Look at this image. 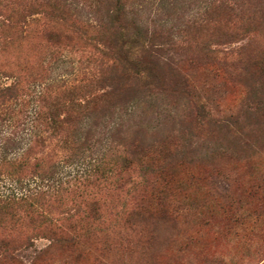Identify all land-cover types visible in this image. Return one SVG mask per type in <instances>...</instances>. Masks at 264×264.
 I'll return each instance as SVG.
<instances>
[{
    "label": "rangeland",
    "instance_id": "374dc122",
    "mask_svg": "<svg viewBox=\"0 0 264 264\" xmlns=\"http://www.w3.org/2000/svg\"><path fill=\"white\" fill-rule=\"evenodd\" d=\"M128 3L171 40L158 69L166 89L137 84L129 102L86 117L74 149L30 121L0 132L17 139L9 157L29 146L48 157V180L21 187L2 177L0 194L39 184L53 193L58 224L77 234L53 237L50 224L28 216L7 223L4 236L19 252L0 264H264V0ZM75 15L81 23L90 16ZM64 29L55 59L34 34L24 44V53L38 51L32 60L48 91L85 85L97 69L85 33L69 22ZM183 77L186 93L176 87ZM11 81L0 74V85ZM192 102L214 121L198 120ZM132 143L140 149L122 174L95 170L117 168Z\"/></svg>",
    "mask_w": 264,
    "mask_h": 264
},
{
    "label": "trees",
    "instance_id": "16d2710c",
    "mask_svg": "<svg viewBox=\"0 0 264 264\" xmlns=\"http://www.w3.org/2000/svg\"><path fill=\"white\" fill-rule=\"evenodd\" d=\"M82 10L90 15L85 23L78 21L75 15H80ZM136 13L128 0H0V74L12 78L10 83L0 85V132L30 121L33 128L44 127L45 131L58 136L62 149H74L78 146L77 126L86 117L129 102L137 84L148 87L153 83L164 92L165 81L158 69L167 59L164 54L171 40L165 39L163 32L150 31L137 20ZM40 21L39 28L32 25ZM66 22L85 33L90 52L88 60L95 63L97 69L85 85L48 91L42 73L34 68L36 62L32 59H36L38 51L32 55L24 53V44L30 34H34L39 44L51 45L46 48V55L55 59L52 47L63 37ZM177 86L180 92L186 93V78H180ZM191 111L198 120L199 117L209 118L202 106L194 102ZM209 120L214 121L211 117ZM0 144V178L5 177L21 187L29 178L48 180L44 175L46 155H37L29 146L19 156L9 157L17 144L14 134L4 135ZM131 146L117 168H103L101 163L95 170L107 178L115 171L122 174L134 162L131 154L140 149L138 143ZM36 189H28L21 195L4 197L0 194L1 258L18 256L19 248L12 247L10 238L4 236V229L7 223L15 224L13 221L26 216L50 224L53 237L73 240L77 236L72 233L76 227L70 225L69 231H65L62 224H58L59 219L50 213L53 193L38 190L39 184Z\"/></svg>",
    "mask_w": 264,
    "mask_h": 264
}]
</instances>
